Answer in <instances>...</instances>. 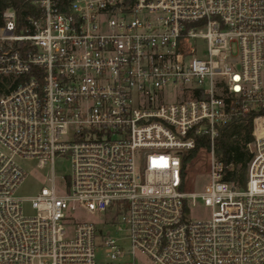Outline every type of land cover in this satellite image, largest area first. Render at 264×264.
I'll list each match as a JSON object with an SVG mask.
<instances>
[{"label":"built area","instance_id":"built-area-1","mask_svg":"<svg viewBox=\"0 0 264 264\" xmlns=\"http://www.w3.org/2000/svg\"><path fill=\"white\" fill-rule=\"evenodd\" d=\"M27 1L0 10V264H264V0ZM247 122L239 187L215 141ZM18 160L50 169L28 198Z\"/></svg>","mask_w":264,"mask_h":264},{"label":"trees","instance_id":"trees-1","mask_svg":"<svg viewBox=\"0 0 264 264\" xmlns=\"http://www.w3.org/2000/svg\"><path fill=\"white\" fill-rule=\"evenodd\" d=\"M8 6H12L20 12L24 7H28V1L0 0V10ZM250 131L249 122L231 124L222 129L215 141L216 156L225 163H232V167L226 170L224 180L235 183L239 187H244L246 182L247 162L250 155L244 149V143L250 139ZM193 153L183 159L184 166Z\"/></svg>","mask_w":264,"mask_h":264},{"label":"rangeland","instance_id":"rangeland-1","mask_svg":"<svg viewBox=\"0 0 264 264\" xmlns=\"http://www.w3.org/2000/svg\"><path fill=\"white\" fill-rule=\"evenodd\" d=\"M174 98V93L171 91L166 92L165 99L167 101H172ZM18 164L26 171L27 175L19 188V195L24 198H28L35 194L42 185L47 184L45 180L46 175L49 174L50 169L48 166L39 167L37 165L36 160H18ZM204 167H199L195 162H193L192 167L190 168V172L197 171V174H204ZM54 171L56 175H67L70 171L69 161L65 157L57 158L54 163ZM193 177L194 174H193ZM197 187V186H196ZM194 188V191H198L199 189ZM25 210H28L25 204ZM190 217L193 219H200L208 217L210 210L208 207L204 206L203 203L197 202L194 206L190 208ZM73 221L79 220H88L90 217H87L83 212L76 211L71 215ZM140 259H143L141 256Z\"/></svg>","mask_w":264,"mask_h":264}]
</instances>
